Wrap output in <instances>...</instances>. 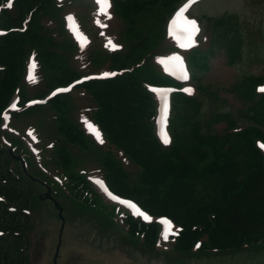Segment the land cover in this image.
Returning <instances> with one entry per match:
<instances>
[{
  "label": "trees",
  "instance_id": "trees-1",
  "mask_svg": "<svg viewBox=\"0 0 264 264\" xmlns=\"http://www.w3.org/2000/svg\"><path fill=\"white\" fill-rule=\"evenodd\" d=\"M151 1L158 2L119 0L131 23L126 35L131 45L124 56L120 53L112 56L113 66L136 63L158 44L159 34L151 37L148 31L143 37L134 28L135 17L144 14L148 10L146 4ZM169 1L163 0L162 5H168ZM53 7L54 0H16L15 12L3 11L2 25L11 30L0 36V123L2 109L22 83L31 50H36L41 59L47 89L78 75L66 66L65 57L56 49L70 46L69 41L56 40L43 22L44 13L51 12ZM27 19L25 27L23 22ZM223 25L225 22L217 23L219 27ZM232 30L226 24L218 32L216 42H225L233 53L236 40ZM204 58L207 60L206 55ZM146 72L135 68L114 78L85 84L97 102V119L102 128L113 143L124 147L144 168L141 178L131 183L122 174L118 162L111 160L107 167L111 185L120 193L136 198L153 213L169 214L183 224L185 230L177 244L182 251H189L204 234H208L210 245L221 249L240 250L244 242L264 240V153L255 142L257 136L264 138V95L251 107L256 123L240 133L222 134L210 128L208 134H203L197 119L182 122L184 114L179 113L173 120V143L164 148L154 129L155 102L143 83ZM149 76L151 80L158 77L155 72ZM244 89L248 96L255 95L251 80H245ZM25 93L23 88L24 96ZM66 100L58 96L50 101L55 115L48 113L45 105L24 112L53 118L51 136L56 141V156L63 165L71 158L73 147H81L88 141L84 130L63 109ZM178 101V109L181 105H195L192 99L179 97ZM21 114L18 112L15 117ZM75 180L86 184L83 176ZM37 184L20 169L0 137V264H30L33 221L26 210L34 206L38 197ZM75 197H79V192ZM141 230L147 231L146 243L152 247L157 237L156 226L144 225ZM137 231V224H132V233Z\"/></svg>",
  "mask_w": 264,
  "mask_h": 264
},
{
  "label": "rangeland",
  "instance_id": "rangeland-1",
  "mask_svg": "<svg viewBox=\"0 0 264 264\" xmlns=\"http://www.w3.org/2000/svg\"><path fill=\"white\" fill-rule=\"evenodd\" d=\"M74 1L78 6L90 8L84 0ZM194 12L202 17L205 25H208L209 17L215 18L229 13L227 15L229 18L237 14L242 21L241 31L244 32L242 34L245 40L242 59L235 64L230 63L224 47L218 48L212 54L209 68L202 71L209 97L202 96L199 117L204 111L208 113L224 111L215 124L216 129L221 132L227 130L228 123L232 125L245 121L255 124L251 109L254 101L244 93V76L254 72L264 77V61H260L261 63L256 61L263 60L264 57L256 54L258 51H264V47L258 50L247 43L250 38L248 33L258 29L261 40H264V0H204ZM75 13L82 28L91 36V30L79 12ZM156 27L158 28V24ZM252 43L257 44L255 40ZM100 44L101 41L99 46H102ZM167 44L170 45L168 42ZM111 46L114 45L108 44L103 47L109 50ZM211 99L219 101L217 102L219 108L211 104ZM190 112L195 113V110L188 106L183 112V121ZM30 136L32 137L31 134ZM27 141L31 142L30 137H27ZM41 205V212L36 210L38 216L35 218L33 215L36 225L31 250L32 264H53L61 220L52 206V201L41 202ZM68 213L58 264H264V240L263 243L250 246L251 248L248 247V250L238 254L204 255L171 260L167 255L173 256V253L163 252L158 255L145 252L140 246L136 247L120 239V233L115 228L103 225L90 211L80 213L70 210Z\"/></svg>",
  "mask_w": 264,
  "mask_h": 264
},
{
  "label": "snow or ice",
  "instance_id": "snow-or-ice-1",
  "mask_svg": "<svg viewBox=\"0 0 264 264\" xmlns=\"http://www.w3.org/2000/svg\"><path fill=\"white\" fill-rule=\"evenodd\" d=\"M98 2H99V0H98ZM192 2H195V0H192ZM7 6L11 7L12 5H11V3H9ZM183 11L184 10H181V15H182ZM181 31L187 36V38L189 40V44L187 46H189V47L193 46L194 43H195L194 36L199 31V27H198L196 21L195 20L184 19L182 21V23H181ZM176 59H179V58H176ZM104 75L105 76L115 75V73H105ZM184 78H186V73L184 74ZM62 91H66V89L62 90ZM185 91L188 92L189 94H191V92H192L191 89H185ZM260 91L264 92V88L260 89ZM89 128L94 132V134L97 136L98 140H100V142L103 143V140H102V138H100L98 130H96L94 128V126H92V125H89ZM162 138H163V143L164 144H169L170 143V139L168 138L166 133H162ZM262 147H264V145H262ZM98 183H101V182H98ZM112 198L116 199L115 197H112ZM120 202L121 203H128V202H125V201H120ZM129 206L130 207H134V205H131L130 203H129ZM138 214L144 216V219L150 220V217H147L143 213H138ZM163 223L165 224V231H164V236H163V238L165 240H168L170 235L178 234V232H176V233L172 232V225H171V223L169 221L165 220V221H163ZM199 246L200 245L198 244L197 247H199Z\"/></svg>",
  "mask_w": 264,
  "mask_h": 264
},
{
  "label": "water",
  "instance_id": "water-1",
  "mask_svg": "<svg viewBox=\"0 0 264 264\" xmlns=\"http://www.w3.org/2000/svg\"><path fill=\"white\" fill-rule=\"evenodd\" d=\"M47 196H50V192H48L47 193ZM59 205V204H58ZM60 215L62 216V218H63V220L65 221V218H64V216H63V212H62V209L60 208ZM60 246V245H59ZM59 248V247H58ZM57 255H58V253H57ZM56 255V256H57Z\"/></svg>",
  "mask_w": 264,
  "mask_h": 264
}]
</instances>
